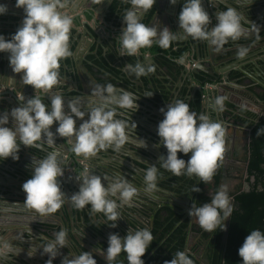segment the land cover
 I'll use <instances>...</instances> for the list:
<instances>
[{
  "label": "clouds",
  "instance_id": "clouds-1",
  "mask_svg": "<svg viewBox=\"0 0 264 264\" xmlns=\"http://www.w3.org/2000/svg\"><path fill=\"white\" fill-rule=\"evenodd\" d=\"M127 2L132 7L124 13V27L117 37L120 56H137L141 49L151 48L154 43L161 49H168L178 38L187 37L207 41L219 51L229 40L236 41L246 35L242 17L232 8L219 11L216 15L217 23L209 28L210 16L203 6V0H185L178 15L181 31L174 32L167 26L157 28L141 22L137 10H151L156 0ZM169 3L175 5L176 0H169ZM63 6L62 0H16V7L24 12L22 25L10 39L0 35V53L8 54L12 73L19 75L24 85L35 90L32 97H21L19 106L0 113V160L11 158L17 161L20 145L39 148V142L45 140L52 146L56 137L67 138L72 153L87 160L100 150L112 148L113 151H120L128 141L130 127L137 128L134 121L130 126L126 120L116 117L121 114L118 109H135L136 112L138 98L132 92L117 90L111 83L103 87L97 85L92 89L91 97L95 99L89 100L87 113L82 111L78 99L66 104L63 96L52 93L51 90L59 84L60 61L72 55L70 32L73 18L60 11ZM6 12L7 7L0 4V15ZM247 52V48L241 47L237 50V57L244 58ZM147 59L148 53H145ZM122 67L136 78L156 71L151 62H138L134 65L126 63ZM9 79L14 81L13 77ZM41 94L47 95L50 102L44 103ZM153 95L149 91L144 97L150 98ZM224 100V97H217L209 107L223 111ZM160 111L163 119L157 126L158 146L167 150L166 155L158 158L160 167L175 176H195L209 183L225 152V128L222 123L211 120L204 113L197 116L188 103L179 99ZM77 120L81 121L78 126ZM54 124L55 131L52 130ZM262 132L264 129H258L257 136ZM140 140L143 148H146V141ZM179 153L191 155L185 161L178 156ZM59 156V151L53 150L46 158L34 163L31 178L22 184L25 205L43 216L55 213L67 199L78 210L90 206L91 213L103 214L106 221L112 222L110 227H117L120 220L118 207L130 205L138 195L137 188L123 177L96 175L85 167L75 179L79 184L78 191L68 197L60 183L64 170L60 166ZM157 173L156 165H149L145 171V194L152 195L158 190ZM194 191L199 192L200 189L195 188ZM232 212L228 188L221 185L210 202L199 207L192 205L188 215L190 218L195 217L196 223L203 230L214 232L221 220H226ZM224 230L226 223L222 228ZM66 237L67 230L61 229L54 234V239L41 247L43 254L49 257L46 264H53L60 249L66 247ZM152 241L153 236L148 229L129 230L124 237L111 233L104 257L107 264H113L120 253L124 252L128 264H145L142 257ZM238 255L242 264H264V233L258 229L251 230L239 247ZM69 256H65L61 264H97L89 251L78 255L69 253ZM165 264H193V261L184 251H177Z\"/></svg>",
  "mask_w": 264,
  "mask_h": 264
},
{
  "label": "water",
  "instance_id": "water-1",
  "mask_svg": "<svg viewBox=\"0 0 264 264\" xmlns=\"http://www.w3.org/2000/svg\"><path fill=\"white\" fill-rule=\"evenodd\" d=\"M8 0H0V4H5ZM103 1L107 0H62V3H65V5L60 9L61 12L64 10H68L69 6L74 4V8H71L70 14H75V12H78L79 6H83V3H88L87 6H83L86 11L83 13V15L87 14H96L98 13L99 17H103V22L107 26L110 25V22L106 21V14L99 11V6ZM118 2L123 3L124 5H129V8L132 7L127 0H117ZM210 3H213L214 1L209 0ZM212 1V2H211ZM263 0H228L227 3L220 2L219 5H223L228 8L234 9L241 17H242V26L246 30L247 37H250L251 31L246 26H249V16L247 15V11L245 10L249 9L248 12H254V15H256L255 10L251 8L252 5L256 3H261ZM179 0H176L175 7ZM166 3H169V0H156V4L154 7L149 10V12L154 13V21L157 19L161 20L159 28L167 26L170 30L174 31H181L179 29L178 21L174 18V13L170 12L168 10V7H166ZM205 0H203V6L205 8ZM212 13L213 15L210 16V24L209 28L214 27L217 23L216 15L217 11H220V8L213 7ZM218 9V10H217ZM178 16V15H177ZM164 21V23L162 22ZM98 24V22H96ZM86 25V24H85ZM156 26V25H155ZM20 27V26H19ZM113 27V26H112ZM17 30V29H16ZM100 27L96 29V36H97V43L99 44L103 40V32L99 31ZM79 35L85 36L89 40L92 39L94 41V38L90 36V34L85 30L82 33L79 32ZM244 37V36H243ZM240 38L239 40H241ZM204 45L202 48H200L199 45L195 46L192 45V51L196 55L195 60L196 62L192 65L191 69H187L183 67L181 74L182 79H186L191 82V90H192V97L195 98L196 94L199 93L201 97V101L203 104L206 103L209 105L214 101L215 98L221 97L219 96L220 93L223 92V88L226 86L229 76V71L233 68H238L241 66L239 64H234L232 66L228 65H222V69L220 70L219 66H217L216 58L222 55L223 48L217 51L214 46H210L207 41L203 42ZM224 46L226 47H234V42L232 40H229L228 43H226ZM201 51L207 53L206 59L211 63V67L205 66L206 63L203 61L202 53ZM84 54H86L83 51H79V49L74 50L72 52V55L63 59V65H62V72L59 71V80L62 79V84H58V87H67L66 89H59L57 90V93H59L63 98H67L65 93L63 91H72L76 93L77 99L82 102L86 97H91V92H89V87L94 86V88L99 85V83L95 84V77H93V72L96 73L97 68L95 66H92V69H90L86 64L84 63ZM91 55L89 53L87 56ZM73 60L71 64L67 63V60ZM189 65L188 59L186 60ZM262 62V61H261ZM89 64V63H88ZM183 66V65H182ZM238 66V67H237ZM221 73L222 75V82L221 84H212L214 82L213 77H219L218 73ZM9 77H13L14 81L9 79ZM128 78V77H127ZM203 79V80H202ZM60 82V81H59ZM124 82V81H123ZM189 82V83H190ZM210 82V83H209ZM64 83V84H63ZM21 87V90L19 87ZM206 85V86H205ZM100 86V85H99ZM12 88L16 92H25V90L31 88V86H26L22 83L20 80V76L17 74H13L11 71V68L9 67L8 62V55L4 61V67L2 68L0 66V91L2 88ZM126 86V91L132 92L137 98V104H138V110L143 117H139V115L135 114V116L131 115L134 112L129 113V110H123L118 109V112L121 113L116 118L118 119H124L128 122V124L131 126L132 121H134L137 125V128L130 127L129 129V138L126 144L121 148L120 151H113L112 148H108L107 150H110L112 153H114L113 156H107V155H101L100 152H98L96 155L101 158L98 160H104L101 162L100 166L94 165L95 156L90 157L87 160H84L83 157H77L75 154L71 151V145L68 143L67 138H59L55 139V143L52 146H49L45 140H42L40 143L39 148H27L23 145L19 146V154L22 155V157L25 160H30L29 162L32 164V167L26 166L24 161H21L22 158H19V160L14 161L11 158L6 160H0V194L3 195L6 190H8L7 186V179L11 178L13 182L16 181L17 176L15 173L22 179V181H26L29 178H31L32 175V168L34 166L35 162H38L41 159L46 158L47 154L53 150H57L60 153L59 161L60 166H63L64 164H68L67 169L73 173L76 168L77 172H81L84 170L85 167L90 172H93L96 175H107L108 177H114V176H120L126 179L129 183H131L134 187L137 188L139 191L138 186V178H143V175L145 173V169L138 166L136 162H140L141 164H144L145 166L149 167V165H153L156 163V159H158V153L153 154V151L148 152L147 147L151 146L156 148L157 142L154 141L158 140V135L154 134L153 131H151L147 126H150L152 128H155L153 124L146 125L149 121H151V118H147V122L145 123L144 118H146L148 115H151L154 110L156 109V106L153 105V103L149 100V97H144V94L146 92H149L151 90L150 87H145L144 83L141 86ZM124 88V89H125ZM55 93V92H54ZM9 95L12 99H15V93L12 92V94L5 93L0 94V102L1 98L7 97ZM46 101V104L50 102L46 97L43 98ZM65 100V99H64ZM67 100V99H66ZM208 101V102H207ZM17 102V101H16ZM88 102V101H84ZM83 108V107H82ZM264 109V105H263ZM86 109H82V111L85 112ZM135 111V109H132ZM67 111V108H66ZM157 114V113H156ZM261 115V112H260ZM158 118L159 115L157 114ZM87 117V116H85ZM160 119V118H159ZM81 123V121L77 120V126ZM225 125V124H224ZM223 127L226 130V126ZM157 128V127H156ZM248 131H251L249 129ZM74 139V138H73ZM143 139L147 143V147L143 148V142L140 140ZM151 140V141H149ZM155 144H153V141ZM150 153V154H148ZM150 155V156H148ZM111 158L112 161L109 162L106 160V158ZM31 158V159H30ZM67 158V161H66ZM18 162V163H16ZM248 165H246L247 167ZM9 168H13L15 170V173H11ZM72 177V176H71ZM71 180V179H70ZM67 181V180H66ZM61 186H64L65 183H63V180L60 179ZM68 183V182H67ZM71 189L74 191H78V186H72L70 183ZM261 189V188H260ZM244 191L249 190V185L245 184ZM65 194L70 197L73 193L71 190H68L65 192ZM138 196V195H137ZM115 199V198H113ZM0 203V245L3 247V249L0 251V264H44L49 259L48 255L43 254L42 246L49 240L54 239V235H51L49 232V225L52 224L49 220L50 214L46 215H39L35 210L28 208L24 201L20 200L19 202H16L14 204L8 205L4 204V201H1ZM118 202V201H117ZM119 203V202H118ZM71 202L67 199H65V203L62 205L60 210L65 209L66 207L69 209L71 206ZM90 207V206H89ZM87 208V207H86ZM69 211H72L69 209ZM75 211L79 214V212H86V209H76ZM117 211H120V207H118ZM77 220V218L75 217ZM74 219L73 224H76V220ZM229 224H230V217L227 218L226 223V230H225V236L224 240H227L228 236V230H229ZM65 229V227L63 228ZM21 232V233H20ZM20 233V234H18ZM52 233L55 234V231ZM87 233V232H86ZM89 234V233H87ZM23 235V236H22ZM44 235L50 236V238H43ZM22 236V237H21ZM82 239L84 243H88V239L84 237V235H80L79 242L76 243L75 248L79 249V244L82 243ZM90 242V240H89ZM93 245V243H92ZM83 246V243H82ZM85 247V246H84ZM70 251L67 250V247L60 249V254L56 257V259L53 261V263H61V256H69ZM28 254H31L30 257ZM70 258V256H69ZM44 262V263H43Z\"/></svg>",
  "mask_w": 264,
  "mask_h": 264
},
{
  "label": "flooded vegetation",
  "instance_id": "flooded-vegetation-1",
  "mask_svg": "<svg viewBox=\"0 0 264 264\" xmlns=\"http://www.w3.org/2000/svg\"><path fill=\"white\" fill-rule=\"evenodd\" d=\"M130 8L129 5H124L123 3L118 1L110 2L107 8V14L109 18H112L110 20L112 26H114V24H117L118 22L119 23L122 22L124 13ZM251 8L255 10L256 19L261 18V16H263V18L260 19L257 23L251 25V28L249 29L251 31L250 37L244 36L242 37L241 40H236L235 42L233 41L234 47H231L229 49H225L226 47L223 46L222 55L216 58V63L217 66H219L220 70L222 69L223 64L224 65L226 64L228 66L239 64L241 66V68L237 66L238 68H233L229 71L230 73L228 76L229 83L226 84V86L222 89L223 92L220 93L219 95L225 98L224 103L231 102L233 104H236L237 106H240L256 114L260 118L264 115L263 103L258 102L256 98V93L252 92V88L255 89L256 92L257 91L264 92V0L261 3H256L252 5ZM168 10L172 13L175 12L174 18L175 20L178 21L177 15H179V2L177 3L176 7L175 5L168 3ZM140 11H141L140 20L142 23L151 26L156 25V27L159 28V25L157 26L156 20L154 21L153 19L154 13L149 11L144 12L143 10ZM117 37L118 36L115 34L112 37L111 36L108 37V43H110L112 46L115 47L119 46ZM244 40H247L248 42H244ZM192 45L193 44H191L189 37H187L184 39L178 38L175 42L172 43L171 47H169L168 49H163L164 52L169 53L168 55L165 54L161 55L160 53L156 52L158 51L157 50L158 48L159 49L161 48L158 47L155 43L152 45L151 48L141 49L138 55L133 57H127V56L121 57L117 53V58H115L110 54V57L114 59V60L111 59L112 64L110 65L112 69L119 71V73H116V76L115 75L103 76L98 74L94 83L95 84L99 83L101 87L105 86L108 83H111L116 87V89L117 88L124 89L126 86L129 87L133 85L137 86L136 88H138V86H141L144 83V86L150 87L151 88L150 91L154 93L157 114L159 115L160 118V119L158 118V121L160 122L163 119V115L160 109L166 108V106L170 103H174L176 100H178V97L180 95H181L180 100H183L185 103H188L189 106L196 99V96L195 98L192 97L193 94L191 90V82L186 79H182L180 74L183 70V67L190 70L192 65L196 62L195 60L196 55L192 51ZM241 47L248 49V52L244 58L237 57V50ZM180 51H183L184 53L182 54L181 57L178 58L177 54L180 53ZM90 52L91 54L94 55L92 51ZM145 53H148L147 60H145ZM201 53H202L201 55L203 61L206 63L205 66L211 67L212 65L206 59V56H203L206 55L207 53L203 51H201ZM96 55L97 54H95L94 56ZM187 59L189 61V65L188 62H186ZM86 61H88V57H86ZM138 62L141 64H146L148 62H151L152 64L155 65L156 71L147 76L136 78L135 75H129L125 70H123L122 66L125 65L126 63H131L134 65ZM61 64L63 65V63ZM170 65L171 67H174L173 69L174 72L177 71V68L179 69L176 74L172 72V69L170 71L169 69ZM218 76H219L218 78L213 77L214 79V82L212 83L213 85L221 84L223 78L220 72L218 73ZM89 88H90L89 92H91L92 89H94V86ZM183 88H186L188 92L182 97L181 92ZM124 90H126V88ZM150 98L149 100H151ZM202 101L200 97V108L198 110H195L191 106L190 109L196 112L197 116H199V114L201 113H204L207 114L211 120L219 121L222 123V125L225 124L224 125L226 126L225 137H224L225 150L228 151L227 148L229 146L230 151L241 152L244 146L241 140H243L246 137L242 133V131H239L238 129H234L232 134L231 133H230L231 135L229 134L228 131L230 128L228 127L226 122L227 119L226 107L223 105V111H218L213 108H210L209 103L207 104L206 101L204 104ZM141 114H139V117H143V115ZM147 120L148 119L145 120V123L147 122ZM150 124H152L151 121L146 123V125H150ZM156 126H158V124ZM156 142H157L156 153H158L157 155L158 158L162 155H166L167 150L163 146H158L160 144L159 138ZM190 155L191 153H189L187 156H185L184 154L181 155L178 154V156L180 158H183L185 161L188 160ZM228 156L231 157V154H228ZM228 160L230 161L229 158L228 159L225 158V166L232 165L230 162H227ZM153 165H156L158 169V173H157L158 190L152 195L145 194L143 191L144 188V184H143L144 175H143V178L141 177L143 183L140 184V186H138L139 188L138 196L133 198V201H137V203L132 201L133 204L131 202L130 205L124 207L125 211L120 210L118 212L120 215V220L117 222V227L115 228L110 227L112 223L111 221H106V218L103 216V214L91 213L90 207L88 206H86L87 208L85 207L86 212L85 211L79 212L81 213V217H82L81 225L79 226V228H81L84 232L89 233L88 240H90V242H88L89 245L88 244L87 245L90 247V250L94 255L93 256L94 259H96L97 264H107V261L104 257V250H106L108 246L109 234L117 233L121 237H124L129 230L132 231L140 230V229L151 230L152 227L154 226V220L157 213H160L162 216H167L171 211H173L176 214L189 217L188 211L190 210L191 207H190V201L188 199L189 197H192V195L195 193L194 189L197 187L199 178L195 176H188L182 174L181 176H176L178 179L177 184L175 183L169 184L166 183L168 181L165 178L161 179L163 178L162 175L165 169L160 167V162L158 161V159H156V163H154ZM61 167L64 170V177L61 179H65L67 178L66 170L68 164H64ZM147 168L148 167L146 166V169L145 168L144 169L147 170ZM75 170L76 173L74 174L78 176L80 172H77V170L79 169L76 168ZM77 176H75V179ZM69 178H71V176ZM191 182H193V184H191ZM74 183H76V180H74ZM172 186L174 188H171ZM190 219H191L190 222L191 225L196 223L195 217H192ZM196 243L197 242H194L192 238L190 239L188 243V248L186 250V254L192 253L196 255V261L193 264H203L199 256L202 247L198 249V254H195L193 252L192 248L193 245ZM2 248L3 247L0 245V251L2 250ZM84 251L85 248L80 247L78 249V254ZM120 261L122 262V264H125V262L127 261L126 254L124 252L120 253V255L116 258L113 264H118V262Z\"/></svg>",
  "mask_w": 264,
  "mask_h": 264
},
{
  "label": "trees",
  "instance_id": "trees-1",
  "mask_svg": "<svg viewBox=\"0 0 264 264\" xmlns=\"http://www.w3.org/2000/svg\"><path fill=\"white\" fill-rule=\"evenodd\" d=\"M184 2L185 0H179V12ZM244 42L248 41L244 40ZM157 50L156 52L161 55L169 54L164 52L163 49L158 48ZM183 53V51H180L177 57H181ZM88 61L90 69H92V66L97 68V74L116 76V73H119V71L112 69L111 65L103 58L100 49H98L96 56L91 54ZM67 63L71 64L70 60H67ZM171 65L169 69L174 72V67H171ZM59 71H63L62 67ZM177 71L174 73L176 74ZM252 92L256 93L258 102H262L264 105V92H256L253 88ZM180 96L178 97L179 100L181 99ZM190 106L195 110L200 108L199 94L196 95V99ZM224 106L226 107L228 127L242 131L248 140L243 139L245 143L241 152L230 151L228 146V151L225 150L222 159L218 161V167L212 180L209 183L199 180L196 188H199L200 191H195L188 200L190 201V207L192 205L202 206L203 203L210 202L211 197L219 190L221 185L228 186L226 183L233 180L238 182L232 191L227 187L233 205L227 240H224L225 230L222 231L227 219H222L220 226L214 232H207L197 223L191 225L190 217L176 214L173 211L167 216L157 213L154 226L150 230L153 236L152 244L145 256L142 257L145 264H165V261H170L177 251L186 253L191 238L194 242H197L192 248L195 254H198V249L202 247L199 256L203 264H242L238 249L245 237L254 229L264 233V132L257 136L258 129H264V115L259 118L256 114L231 102L224 103ZM249 129L251 131H248ZM181 154L179 153V155ZM228 154H231V157ZM225 158H229L230 161L227 162L232 165L225 166ZM246 165L248 166L246 167ZM235 172H238V174L234 176L233 173ZM174 176L171 172L164 170L161 179L165 178L168 181L166 183L169 184H177L178 179ZM245 184L249 185L248 191L243 190ZM187 255L193 263L196 261V255L192 253ZM118 264H122V262L120 261ZM125 264H128V261Z\"/></svg>",
  "mask_w": 264,
  "mask_h": 264
},
{
  "label": "crops",
  "instance_id": "crops-1",
  "mask_svg": "<svg viewBox=\"0 0 264 264\" xmlns=\"http://www.w3.org/2000/svg\"><path fill=\"white\" fill-rule=\"evenodd\" d=\"M112 1L117 2V0H107V1H103L101 3V5L99 6L100 7L99 11L107 15L106 16L107 22H110V20L112 19V18H109L108 14H107L108 5ZM212 1H214V2L210 3L209 0H205V2H206L205 9L209 13V16L213 15L211 5H213V7L220 8V11H224L227 9V7H225L223 5H219V3L223 2L226 4L228 0H212ZM234 1L235 0H233V2ZM63 4L65 5V3H63ZM3 5H5L7 7V12L4 15H0V35H3L6 39H10L11 35L16 32V29L22 25L23 18H24V12H23V9L16 7V0H8ZM82 5L87 6L88 3H83ZM83 6L80 5L79 8H77L78 12H75V14H70V10H71V8H74V4L69 6L68 10H64L62 12L64 14L71 15L73 18V27H72V30L70 32V51L73 52L74 50L79 49L80 52L81 51L85 52L86 54H84V60L83 61L86 64V66H88L89 61H86V57H89V56H87V55L89 53H91L90 51H92L95 55V54H97L98 49H100V50H102L103 58L106 59L108 64H112L111 59H113V58L110 57V54L113 57L117 58L119 46L115 47V46H112L110 43H108V37H110V36L112 37L114 34L119 36L123 30L124 24H123V22H120V23L118 22L117 24H114L113 27L107 26L103 22V17H99L98 13H96L94 15L93 14L83 15V13L86 11L84 8H82ZM165 6L168 7V4L166 3ZM246 11H247V15L249 16V23L250 24H249V26H246L245 28L250 29L251 25L257 23L260 19L263 18V16H261V18L256 19V15H254V12L251 13V12H248L249 10H245V12ZM137 12H138V15L141 17V11L137 10ZM218 12L219 11H217L216 13H218ZM96 22H98V24H96ZM160 22H161V20L157 19V26L160 25ZM162 22L164 23V21H162ZM110 25H112L111 22H110ZM98 27H100L99 31L103 32V40L99 44L97 43L98 41L96 40L97 36H96V32H95ZM85 30L90 34V36L92 38H94V41H92V39L89 40L84 35L83 36L79 35V32L82 33ZM172 31H174V30H172ZM189 39L191 41V44H193L195 46L199 45L200 47H203V45H204V43H203L204 41H202V40H194L191 37H189ZM7 55H8L7 53H0V66L2 68L4 67V61L7 57ZM72 61L73 60L70 59V63ZM97 76H98V74L93 72V77L97 78ZM59 81H60L59 84H62V82H63L62 79ZM17 87H19V85ZM66 88H67L66 86L59 88L57 85L51 91H52V93H54V92L57 93V90L66 89ZM19 89L21 90V87H19ZM120 89L121 88H117V90H120ZM12 92H14L16 95L15 99H12L9 95L8 96L6 95L7 97L1 98V100H3V101L0 102V113H2L4 111H8L13 107L19 106L21 103V97L30 98L35 94V90L32 87L25 90V92H19V93L16 92L15 90H13L12 88H4L3 87L0 91V94H5V93L12 94ZM63 92L67 96V98H64L66 104L68 101L77 100V98H78L76 96L75 92H72L69 90L63 91ZM187 92H188L187 89L183 88L182 92H181L182 96L185 95ZM41 96L43 99L47 95L41 94ZM90 99H92V98L86 97V95H85V99H81V100H83L82 102H80L81 109H83V108L86 109L89 102H84V101H89ZM93 99H95V98H93ZM150 99H151L150 101L153 103V105L156 106L155 96L153 95ZM43 101H44V103H46V101L44 99H43ZM131 112H134V114L133 113L131 114L132 116L133 115L135 116V114H137V115L141 114L139 111L135 112L134 110H129V113H131ZM85 113H87V110L85 111ZM156 113H157V110H154L151 115L147 116L148 118L151 117V119H152L151 122L154 126H156L159 122L158 116ZM85 119H87V117H85ZM144 119H147V118H144ZM9 126H11V123L9 124ZM55 127H56V125L54 124L53 128H52L53 131H55ZM148 127L151 131L154 132V134L157 135V130H156L157 126L155 128H152L151 125ZM233 130L234 129L230 127V130L228 131L229 134L232 133ZM56 139H59V137H56ZM153 139H154V141H157V140H155V138H153ZM149 141H151V140H149ZM154 141H153V144H155ZM147 149H148V152L153 151V154L156 153V148H154V147L148 146ZM99 152L101 153V155H107V156H110V155L113 156L114 155V153H112L110 150H100ZM148 154H150V153H148ZM18 155H19V158H22L21 161H24L26 166L32 167V164L29 162L30 160L29 161L25 160L21 154H18ZM148 156H150V155H148ZM99 158H101V156L99 157L98 155H95V159H93L94 160L93 163L96 167L100 166L101 162L104 161L102 159L98 160ZM106 160H108L109 162L112 161V159L111 158L109 159V157L106 158ZM66 161H67V158H66ZM16 163H18V162H16ZM136 164L138 166L142 167L143 169L144 168L146 169V166L144 164H141L140 162H136ZM9 170L11 173H13V174L15 173V170L13 168H9ZM66 171H67V178L62 179L63 183H65V185L62 186V191L65 193L66 191L71 190V192L74 193L76 191L72 190L70 185H68V183H70L72 186H75V185H76V187L78 186L77 182L74 183L75 176H77L74 174V173H76V170L73 171V173H71V171L68 169ZM15 175L17 176V179L15 182H13V180L11 178L6 177L7 186L9 188H8V190H6V192H4L3 195L0 194V203H2L1 201H4V204L11 205V204H14L16 202H19L20 200L21 201L25 200V193L22 191V184L24 183V181H22V179L16 173H15ZM69 175L72 177L69 178L70 177ZM137 183L142 184L143 183L142 178L141 179L138 178ZM133 202L137 203V201H133ZM133 202H132V204H133ZM126 206H128V205L120 207V210L125 211L124 207H126ZM69 209H71L72 211H69ZM69 209L66 207L63 210L59 209L55 213L50 214L49 220L51 221L52 224L49 225V232H51L50 233L51 235H54V233H52L53 231H55V233H56L57 231H59L65 227V229L67 230V237H66V239H67V244H66L67 250L70 251L72 255H78V247L76 249L75 244L79 242L80 235H84V237L87 239L89 238V235L86 232H84L81 228H79V226L81 225V221H82L81 213L78 214L72 205L69 207ZM75 217L77 218V220L75 219ZM74 219L76 220V224H73ZM20 233H18V234H20ZM43 238L48 239V238H50V236L48 237L47 235L46 236L44 235ZM88 242H89V240H88ZM82 243H83V246H82ZM82 243L79 244V248L83 247V248H85V251H89L92 253V251L90 250V247L88 246L89 243H84L83 239H82ZM64 257H65L64 255L61 256L62 259ZM44 264H46V263H44ZM53 264H61V263H53Z\"/></svg>",
  "mask_w": 264,
  "mask_h": 264
},
{
  "label": "rangeland",
  "instance_id": "rangeland-1",
  "mask_svg": "<svg viewBox=\"0 0 264 264\" xmlns=\"http://www.w3.org/2000/svg\"><path fill=\"white\" fill-rule=\"evenodd\" d=\"M226 47V46H225ZM229 48H231V46H229V47H226L225 49H229ZM244 134V133H243ZM245 135V134H244ZM246 137V136H245ZM246 139V138H245ZM248 140V139H247ZM242 141V143L244 144L245 143V141H243V140H241ZM238 174V172H235V173H233V175L235 176V175H237ZM238 184V182L237 181H231V182H229V183H227V187L229 188V190L231 189V191H232V189L234 188V186H236Z\"/></svg>",
  "mask_w": 264,
  "mask_h": 264
}]
</instances>
